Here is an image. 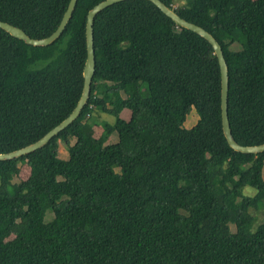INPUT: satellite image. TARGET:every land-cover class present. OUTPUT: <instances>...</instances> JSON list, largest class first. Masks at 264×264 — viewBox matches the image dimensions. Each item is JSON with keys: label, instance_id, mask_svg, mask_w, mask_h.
Returning <instances> with one entry per match:
<instances>
[{"label": "trees", "instance_id": "1", "mask_svg": "<svg viewBox=\"0 0 264 264\" xmlns=\"http://www.w3.org/2000/svg\"><path fill=\"white\" fill-rule=\"evenodd\" d=\"M99 1L76 0L47 46L0 30V153L35 141L74 108L85 15ZM161 1L218 41L231 135L240 145L263 143L264 0ZM67 2L0 0V21L42 38ZM93 37L79 116L43 147L0 160V264H264V220L252 230L251 213L262 206L264 214V152L233 151L223 137L211 45L150 0L103 8ZM192 108L198 118L186 128ZM124 109L127 120L93 116ZM112 133L117 141L107 144ZM60 141L67 159L58 157ZM20 160L30 174L12 183ZM246 185L253 195L243 194Z\"/></svg>", "mask_w": 264, "mask_h": 264}, {"label": "water", "instance_id": "2", "mask_svg": "<svg viewBox=\"0 0 264 264\" xmlns=\"http://www.w3.org/2000/svg\"><path fill=\"white\" fill-rule=\"evenodd\" d=\"M121 0H102L94 4L89 8L85 15L84 21V37H85V47H86V58L84 66L82 69L83 75V85L81 93L77 99V102L69 113L61 122L48 130L45 134L41 135L35 141L19 147L18 149L0 153V160H13L20 156L26 155L36 149H39L46 145L53 137H55L60 131L65 129L70 125L80 114L82 108L87 102V96L89 94V84L94 71V37H93V23L98 12L103 8L118 2ZM152 1L165 16H167L173 23L181 28L190 30L197 35L204 38L212 47L213 52L216 56V61L219 69V116H220V127L223 137L233 151L246 154H258L264 152V142L255 145H240L232 137L228 118H227V66L225 64L221 48L218 44V41L205 30L203 27L189 22L185 19H182L177 15L174 9L171 6L166 5L161 0H150ZM76 0H68L66 7L62 13V16L59 20L58 25L54 30L49 33L47 36L42 38H32L29 37L22 29L17 28L13 25L0 21V30L6 33L8 36H11L17 40L23 41L24 43L32 46H47L52 43L55 39L59 37L63 31L67 21L70 20L71 13L73 11Z\"/></svg>", "mask_w": 264, "mask_h": 264}, {"label": "rangeland", "instance_id": "3", "mask_svg": "<svg viewBox=\"0 0 264 264\" xmlns=\"http://www.w3.org/2000/svg\"><path fill=\"white\" fill-rule=\"evenodd\" d=\"M181 1L182 0H174L173 5H175ZM232 47H235V46H232ZM263 62H264V54H263ZM93 116H94V119L100 123L101 122L113 123L117 118L127 120L130 116V110L124 109L123 111H121V113L118 116H112V115L104 114V113H94ZM197 118H198V115H197L196 111L194 110V108H192L191 111L189 112V114L186 116L184 123H182V126H184L186 128L193 126L195 124V122L197 121ZM101 131H102L101 125L93 127V135L95 137H98L100 135ZM116 141H117V134L112 133L109 136L106 143L109 144V143H113ZM67 148H68V145L65 144L64 142L60 141L59 150H58V157L60 159H67L68 158V149ZM17 167H18L17 172L14 174V176L12 177V180H11L12 183H18L24 179H27L29 174H30V171H31L29 169V166L23 160L18 161ZM262 175L264 176V167L262 170ZM254 193H255V189L252 187H249V185H246V187H244V189H243V194L246 196H251ZM251 213L255 217V220H254V223L252 226V230H254V228L264 220V214L262 212V206L257 210H251ZM52 217H53V214L50 211H47L45 214V220L49 221ZM232 229L234 231V229H235L234 225H232Z\"/></svg>", "mask_w": 264, "mask_h": 264}]
</instances>
